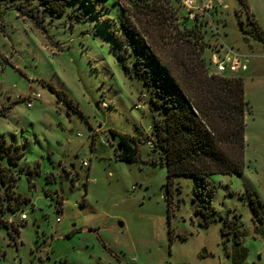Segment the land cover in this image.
Listing matches in <instances>:
<instances>
[{
	"label": "rangeland",
	"instance_id": "obj_1",
	"mask_svg": "<svg viewBox=\"0 0 264 264\" xmlns=\"http://www.w3.org/2000/svg\"><path fill=\"white\" fill-rule=\"evenodd\" d=\"M164 1L82 0L57 18L24 2L36 20L8 8L19 1L0 2V141L24 155L12 168L0 156L15 179L0 189V264H232L233 238L221 235L227 215L239 219L247 264H264V238L254 232L264 227L247 201L256 196L264 215V47L245 35L250 14L239 0H213V10H187L184 20L176 17L183 0ZM246 1L264 26V0ZM121 22L175 78L196 57L214 72L216 35L250 56L248 71L235 74L248 102L241 176L213 175L199 188L177 177L168 186L152 144L163 111L152 106L145 66L132 70L140 53ZM32 92L41 99L28 109ZM121 135L137 149L132 163L114 156Z\"/></svg>",
	"mask_w": 264,
	"mask_h": 264
},
{
	"label": "trees",
	"instance_id": "obj_2",
	"mask_svg": "<svg viewBox=\"0 0 264 264\" xmlns=\"http://www.w3.org/2000/svg\"><path fill=\"white\" fill-rule=\"evenodd\" d=\"M14 1H19V4L7 5L8 8L16 7L15 10L26 16L25 12L21 11L22 5L24 2L31 3L35 0H0L5 4ZM36 1L38 6L43 8V15L48 14L52 18H57L65 13L70 3L82 0ZM84 1L90 4V7H94L95 0ZM239 2L243 8H248L246 0ZM188 11L183 8L180 14L175 12L176 17L181 16L184 20ZM160 12L161 9L156 10L155 16L162 15ZM26 17L36 20L33 14ZM248 19L249 27L244 31L245 35L264 47L262 29L252 14L248 15ZM121 30L128 43L136 45L140 53L137 61L133 63L132 70L135 75H138L145 66L143 71L145 77L142 78L150 79L155 84L156 100L152 106L163 111V118L153 122L151 143L160 155L162 165L166 167L168 186H171L177 177H193L196 188H199L202 185L206 186L208 178L213 175L241 176L245 169V117L248 113L243 79L236 75L210 73L204 59L198 57L194 59L197 63L182 64L179 69L180 77L175 78L170 73V67L160 65L154 55L147 50L132 27L121 22ZM109 35L112 37L110 33ZM208 62L210 64V60ZM111 134L116 135L113 131ZM118 145L121 149L118 151L116 147L114 150L116 160L134 162L137 149L132 139L121 135L118 138ZM0 156L6 157L10 168L17 166L24 158L18 147L6 146L4 141H0ZM10 168L5 171L0 168V189L2 186L11 189L15 185ZM247 201L253 214V221L263 224L264 227L261 201L254 195H248ZM168 212L170 219V206ZM222 221L221 235L224 237L227 229V235L232 236L235 248V253L230 256L224 246L227 257L231 259L232 264H247L248 249L243 246L238 217L234 216L230 220L227 215ZM254 232L264 238V228L256 227Z\"/></svg>",
	"mask_w": 264,
	"mask_h": 264
},
{
	"label": "built area",
	"instance_id": "obj_3",
	"mask_svg": "<svg viewBox=\"0 0 264 264\" xmlns=\"http://www.w3.org/2000/svg\"><path fill=\"white\" fill-rule=\"evenodd\" d=\"M201 1V0H200ZM199 1V2H200ZM185 8L189 11L197 10L200 14H203L205 11L214 9L213 0H203L200 4H197L195 0H183ZM217 4H222V0H217ZM224 7V6H223ZM195 15V14H193ZM193 18L192 13L190 15ZM217 36V46L215 51L212 53L210 58V65L214 69V74L219 75H235L239 73L247 72L250 64V56L237 52L231 47L226 46L224 41ZM2 71V66L0 65V72ZM41 99V95L35 92L30 93L26 98V107L28 109L32 108L34 103ZM103 108L107 106L103 103ZM149 145H151L149 143ZM82 167H87V162L81 163ZM21 220H26V216L22 215ZM12 223V219L9 220Z\"/></svg>",
	"mask_w": 264,
	"mask_h": 264
},
{
	"label": "crops",
	"instance_id": "obj_4",
	"mask_svg": "<svg viewBox=\"0 0 264 264\" xmlns=\"http://www.w3.org/2000/svg\"><path fill=\"white\" fill-rule=\"evenodd\" d=\"M247 2V1H246ZM223 3V0H222ZM248 4V3H247ZM218 5V4H217ZM223 4L218 5L219 7H222ZM249 5H248V9H249ZM249 13L252 14V17L254 18V20L257 22V24L259 25V27L262 29L263 33H264V26L260 23V21L257 19V17L255 16V13L252 11L251 7L249 9ZM248 71V70H247Z\"/></svg>",
	"mask_w": 264,
	"mask_h": 264
},
{
	"label": "water",
	"instance_id": "obj_5",
	"mask_svg": "<svg viewBox=\"0 0 264 264\" xmlns=\"http://www.w3.org/2000/svg\"><path fill=\"white\" fill-rule=\"evenodd\" d=\"M115 140H116V136L115 135H110V141L112 142V143H114L115 142ZM117 148H118V151H120V146L119 145H117Z\"/></svg>",
	"mask_w": 264,
	"mask_h": 264
},
{
	"label": "flooded vegetation",
	"instance_id": "obj_6",
	"mask_svg": "<svg viewBox=\"0 0 264 264\" xmlns=\"http://www.w3.org/2000/svg\"><path fill=\"white\" fill-rule=\"evenodd\" d=\"M76 231V230H75Z\"/></svg>",
	"mask_w": 264,
	"mask_h": 264
}]
</instances>
